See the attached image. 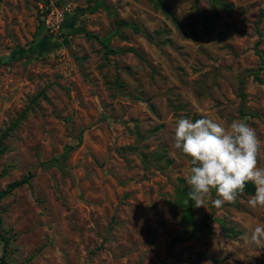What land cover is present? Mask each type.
Masks as SVG:
<instances>
[{
    "label": "rangeland",
    "instance_id": "rangeland-1",
    "mask_svg": "<svg viewBox=\"0 0 264 264\" xmlns=\"http://www.w3.org/2000/svg\"><path fill=\"white\" fill-rule=\"evenodd\" d=\"M0 58V193L31 175L0 200L8 264H264L244 194L171 245L190 230L175 122L264 142V0H0Z\"/></svg>",
    "mask_w": 264,
    "mask_h": 264
},
{
    "label": "clouds",
    "instance_id": "clouds-1",
    "mask_svg": "<svg viewBox=\"0 0 264 264\" xmlns=\"http://www.w3.org/2000/svg\"><path fill=\"white\" fill-rule=\"evenodd\" d=\"M171 139L172 148L187 166L190 190L185 204L193 201L199 208L207 200L220 208L236 202L251 182L255 193L247 203L253 209H264V168L258 166L264 142L245 120L225 124L208 117L195 121L181 117L172 128ZM250 242L264 248V224L253 227Z\"/></svg>",
    "mask_w": 264,
    "mask_h": 264
},
{
    "label": "trees",
    "instance_id": "trees-1",
    "mask_svg": "<svg viewBox=\"0 0 264 264\" xmlns=\"http://www.w3.org/2000/svg\"><path fill=\"white\" fill-rule=\"evenodd\" d=\"M161 7L163 8V11L167 14L170 15L169 10L167 9L166 6H164L163 4H160ZM100 6H104L102 1H98L95 2V4L93 6L90 7V12L93 13L97 10L98 7ZM125 23H120L119 26H125ZM128 26V25H127ZM129 27L135 32L138 33L139 29L138 27H136L135 25H129ZM0 64H5V61L3 59L0 58ZM254 77L256 79H258L257 74L254 75ZM23 117V116H22ZM197 119H200L197 116H192V120L195 121ZM78 142H81V135L78 138ZM29 179H31V175H29L28 177H25L23 179H21L18 182H13L12 184H10L7 189L4 192L0 193V200L7 194L11 193L13 190L21 187L22 185H25L29 182ZM190 188L189 187H183L180 192H179V199L181 201V206H182V214L180 217V221L182 223V225L184 227H187L190 225V230L187 232V237H176L171 241V245L178 243V242H184L186 241L187 238L194 236L195 234L199 233V232H203V231H207L210 229L211 224H212V219L209 216H205L202 217L200 220H197L195 217V207L193 206L194 202L193 201H189L188 204H185L184 201L187 198L188 192H189ZM255 193V186L249 182L246 187H245V191H244V195L245 196H252ZM173 215L176 216V212L173 211ZM221 227L222 230L224 231L225 234H233L232 229L227 228L223 225V223H221ZM0 239L3 243V247H4V254L1 256L0 258V264H8L5 261V257H6V253H7V245L9 244V239L1 236L0 235Z\"/></svg>",
    "mask_w": 264,
    "mask_h": 264
}]
</instances>
